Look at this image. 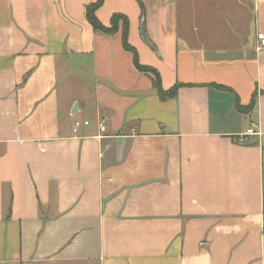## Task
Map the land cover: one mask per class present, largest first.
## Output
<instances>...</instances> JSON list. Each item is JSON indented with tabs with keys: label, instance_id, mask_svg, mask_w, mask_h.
Masks as SVG:
<instances>
[{
	"label": "crops",
	"instance_id": "0c3cea01",
	"mask_svg": "<svg viewBox=\"0 0 264 264\" xmlns=\"http://www.w3.org/2000/svg\"><path fill=\"white\" fill-rule=\"evenodd\" d=\"M95 2L0 0V264H264V0H104L165 102Z\"/></svg>",
	"mask_w": 264,
	"mask_h": 264
},
{
	"label": "trees",
	"instance_id": "16d2710c",
	"mask_svg": "<svg viewBox=\"0 0 264 264\" xmlns=\"http://www.w3.org/2000/svg\"><path fill=\"white\" fill-rule=\"evenodd\" d=\"M104 0H96L95 3L90 4L86 7V19L88 23L91 25L95 32H100L102 34L113 36L120 31L122 32V46L123 49L133 55V62L136 69L145 74H150L152 76V84L153 88L156 90L159 99L163 102L175 99L179 90L186 85L176 84L173 88L168 91H165L162 87L161 77L159 73L148 66L141 65L139 61L138 52L132 45L129 43V30H130V22L128 17L123 14H114L111 17L110 25L104 26L97 18L96 13L97 11L103 6ZM144 9L141 8V21H144ZM257 105V94H254L252 101L248 107H242L239 103L237 104V108L241 113H249L254 110Z\"/></svg>",
	"mask_w": 264,
	"mask_h": 264
},
{
	"label": "built area",
	"instance_id": "2783aa9c",
	"mask_svg": "<svg viewBox=\"0 0 264 264\" xmlns=\"http://www.w3.org/2000/svg\"><path fill=\"white\" fill-rule=\"evenodd\" d=\"M257 40L259 42V46H258V50L260 51H264V33H258L257 34ZM85 125H88V123L86 122ZM79 126H80V123L76 122L75 123V127H74V133H77L78 129H79ZM100 130L101 131H104L105 128H104V125L103 123L100 124ZM257 126L254 124L252 125V127L250 129H248L245 133V137H248V136H255L257 135Z\"/></svg>",
	"mask_w": 264,
	"mask_h": 264
},
{
	"label": "water",
	"instance_id": "95a60500",
	"mask_svg": "<svg viewBox=\"0 0 264 264\" xmlns=\"http://www.w3.org/2000/svg\"><path fill=\"white\" fill-rule=\"evenodd\" d=\"M142 34H143V37L145 38V30H144V24H143V21H142ZM78 111V106L75 105L73 111H72V114H75L76 112Z\"/></svg>",
	"mask_w": 264,
	"mask_h": 264
},
{
	"label": "rangeland",
	"instance_id": "374dc122",
	"mask_svg": "<svg viewBox=\"0 0 264 264\" xmlns=\"http://www.w3.org/2000/svg\"><path fill=\"white\" fill-rule=\"evenodd\" d=\"M144 15H145V13H144ZM79 117H80V116H79ZM84 117H85L84 115H81V118H82V119H84ZM82 123H83V121H82Z\"/></svg>",
	"mask_w": 264,
	"mask_h": 264
}]
</instances>
